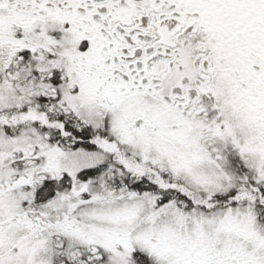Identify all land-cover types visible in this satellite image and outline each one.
<instances>
[{"label":"snow or ice","instance_id":"1","mask_svg":"<svg viewBox=\"0 0 264 264\" xmlns=\"http://www.w3.org/2000/svg\"><path fill=\"white\" fill-rule=\"evenodd\" d=\"M0 264H264V0H0Z\"/></svg>","mask_w":264,"mask_h":264}]
</instances>
